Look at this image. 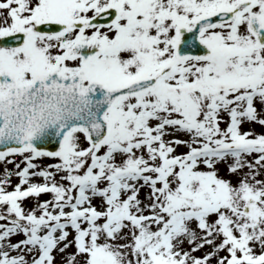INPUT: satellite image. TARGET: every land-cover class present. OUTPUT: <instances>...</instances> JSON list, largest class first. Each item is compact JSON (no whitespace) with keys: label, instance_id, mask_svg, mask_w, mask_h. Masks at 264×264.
Here are the masks:
<instances>
[{"label":"snow or ice","instance_id":"obj_1","mask_svg":"<svg viewBox=\"0 0 264 264\" xmlns=\"http://www.w3.org/2000/svg\"><path fill=\"white\" fill-rule=\"evenodd\" d=\"M0 165V264H264V0H0Z\"/></svg>","mask_w":264,"mask_h":264},{"label":"rangeland","instance_id":"obj_2","mask_svg":"<svg viewBox=\"0 0 264 264\" xmlns=\"http://www.w3.org/2000/svg\"><path fill=\"white\" fill-rule=\"evenodd\" d=\"M260 129H259V127L257 126V131H259ZM9 167H11V165H9ZM0 168H2V165H0ZM14 180H15V178H14Z\"/></svg>","mask_w":264,"mask_h":264}]
</instances>
